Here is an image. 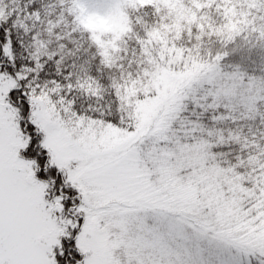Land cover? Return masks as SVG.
I'll use <instances>...</instances> for the list:
<instances>
[{
    "label": "snow or ice",
    "instance_id": "1",
    "mask_svg": "<svg viewBox=\"0 0 264 264\" xmlns=\"http://www.w3.org/2000/svg\"><path fill=\"white\" fill-rule=\"evenodd\" d=\"M0 264H264V0H0Z\"/></svg>",
    "mask_w": 264,
    "mask_h": 264
}]
</instances>
